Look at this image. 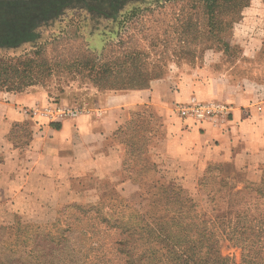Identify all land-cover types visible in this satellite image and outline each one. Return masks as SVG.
<instances>
[{
    "label": "rangeland",
    "instance_id": "obj_1",
    "mask_svg": "<svg viewBox=\"0 0 264 264\" xmlns=\"http://www.w3.org/2000/svg\"><path fill=\"white\" fill-rule=\"evenodd\" d=\"M138 1L0 0V53H22L65 30L72 39L67 48L83 43L98 53L118 45L123 35L135 51L121 61L138 56L134 59L157 73L156 79L191 71L201 59L207 67L264 75V0H251L233 13L216 36L203 31L197 38L185 31L183 2L131 15L143 7ZM94 77L72 67L63 77L53 75L23 91L0 90V107L15 103L24 113L10 136L27 142L33 123L75 117L101 92L114 90L100 88ZM19 94L25 95L21 102ZM149 116L145 107L133 110L131 124L119 135L126 144L124 175L141 183L135 202L106 181L94 204L68 201L37 218L3 198L0 264H264V183L235 191L233 179L220 178V166L199 180L202 193L195 199L171 175L169 184L156 183V150L148 142L159 124Z\"/></svg>",
    "mask_w": 264,
    "mask_h": 264
},
{
    "label": "crops",
    "instance_id": "obj_2",
    "mask_svg": "<svg viewBox=\"0 0 264 264\" xmlns=\"http://www.w3.org/2000/svg\"><path fill=\"white\" fill-rule=\"evenodd\" d=\"M192 65L191 71L154 79L146 88L101 92L92 107L75 117L33 123L27 142L10 136L24 115L20 105L2 103L0 204L4 198L37 218L68 201L94 204L104 181L135 202L141 183L124 175L126 145L117 133L132 121L133 110L142 107L159 124L148 142L156 150V183L169 184L171 175L195 199V193H202L199 180L217 166L221 179L235 181V191L262 183L264 75L207 67L205 59ZM16 98L21 102L25 95ZM194 102L224 104L227 112L204 118L178 112Z\"/></svg>",
    "mask_w": 264,
    "mask_h": 264
},
{
    "label": "trees",
    "instance_id": "obj_3",
    "mask_svg": "<svg viewBox=\"0 0 264 264\" xmlns=\"http://www.w3.org/2000/svg\"><path fill=\"white\" fill-rule=\"evenodd\" d=\"M178 1L183 2L181 14L185 17V31L193 33L194 38H197L203 31H208L212 37L216 36L227 24L229 17L248 5L251 0H158L148 3L145 0H139L138 2L144 3L143 7L134 9L131 15H136L137 11L144 14L146 10L152 11L153 7L157 8ZM124 15H122L124 18L122 22L125 20ZM118 19L114 21L117 22ZM64 31L35 44L22 53H0V90L23 91L30 86L46 82L53 75L63 77L72 67L94 74L93 81L100 88L114 90L146 88L153 79H156L154 77H157V73L152 75L143 68L142 61L134 59L139 58L138 56L129 62L121 61L122 57L131 58L128 54L130 51H135L132 49L135 46H129V40H125L123 35L118 45L110 44L98 53L83 43L67 48V42L72 39L65 37ZM49 47H51L50 52ZM119 51L123 56L119 54ZM128 125L120 128L117 133L118 137ZM122 141L125 144L123 139ZM253 185L258 186L259 184ZM258 190H260L259 187L254 189L256 192Z\"/></svg>",
    "mask_w": 264,
    "mask_h": 264
},
{
    "label": "built area",
    "instance_id": "obj_4",
    "mask_svg": "<svg viewBox=\"0 0 264 264\" xmlns=\"http://www.w3.org/2000/svg\"><path fill=\"white\" fill-rule=\"evenodd\" d=\"M178 112L184 116L196 115L199 118H204L227 112V107L226 105L220 103L194 102L191 105L178 108Z\"/></svg>",
    "mask_w": 264,
    "mask_h": 264
}]
</instances>
